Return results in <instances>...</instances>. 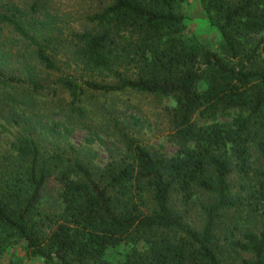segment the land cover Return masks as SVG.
Instances as JSON below:
<instances>
[{"label": "trees", "instance_id": "16d2710c", "mask_svg": "<svg viewBox=\"0 0 264 264\" xmlns=\"http://www.w3.org/2000/svg\"><path fill=\"white\" fill-rule=\"evenodd\" d=\"M184 1L108 0L67 34L1 1L0 69L27 87L0 93V257L21 244L46 264H264V0H199L215 49L185 33ZM87 89L170 97L175 154L119 128L124 151L98 164L45 121L83 115ZM52 176L60 208L43 210Z\"/></svg>", "mask_w": 264, "mask_h": 264}, {"label": "rangeland", "instance_id": "374dc122", "mask_svg": "<svg viewBox=\"0 0 264 264\" xmlns=\"http://www.w3.org/2000/svg\"><path fill=\"white\" fill-rule=\"evenodd\" d=\"M1 1L3 0H0V4ZM10 1L15 2L20 8L26 10L28 15L38 25L51 26L58 24L64 27L63 32L65 34L71 30L86 27V15L108 3V0ZM33 3L34 5H38L35 11H32L30 6ZM179 10L184 16L185 33L196 36L209 48L215 49L221 39L220 33L215 26L210 24L199 0H185ZM4 35L9 40L19 41L18 36L13 34L12 31L5 30ZM79 74L84 73L79 72ZM57 75L58 73L52 72L48 78L51 81ZM6 78V72L0 69V93L3 92L4 95L6 93L7 98L16 89L23 92L27 87L25 85L22 87L15 82L5 80ZM58 90V94L61 97L66 100L69 99L66 93L61 92L60 89ZM36 98L44 99L41 96H37ZM165 105L172 106L174 105V101L170 97L157 99L152 95L130 90L103 93L87 89L84 101L81 103V106L85 109L83 115L75 114L67 118L66 111L60 114L57 112V109H50L51 111L47 113L45 121L59 129L65 127L71 128L72 131L69 133L70 141L77 148L91 150L94 153L95 161L102 165L108 162L116 151H124L123 146L117 138L119 128L128 132L152 151L174 155L177 147L168 136L171 130L168 114L164 109ZM21 108L18 107V111L22 112ZM199 121L202 122L203 120ZM5 125H0L1 135L3 136V147L7 146V140L12 136V129L10 127L2 129ZM61 191V183L55 177H49L41 190V209L49 211L58 210L61 202ZM254 209L255 207L253 206L246 207L245 205L242 213L240 211V215L242 216L243 214V218L250 217L253 222H256L260 219V216L259 213L254 212ZM194 214L195 211L191 214L192 218ZM243 225L245 227L249 226L247 222H243ZM243 256L247 257L248 254H243ZM0 264H46V262L43 258L27 255L21 244H15L2 254Z\"/></svg>", "mask_w": 264, "mask_h": 264}]
</instances>
